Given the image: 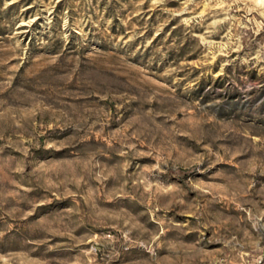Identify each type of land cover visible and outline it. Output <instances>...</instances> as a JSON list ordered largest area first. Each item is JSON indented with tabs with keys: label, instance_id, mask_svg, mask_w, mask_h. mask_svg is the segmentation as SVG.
I'll list each match as a JSON object with an SVG mask.
<instances>
[{
	"label": "rangeland",
	"instance_id": "374dc122",
	"mask_svg": "<svg viewBox=\"0 0 264 264\" xmlns=\"http://www.w3.org/2000/svg\"><path fill=\"white\" fill-rule=\"evenodd\" d=\"M0 264H264V0H0Z\"/></svg>",
	"mask_w": 264,
	"mask_h": 264
}]
</instances>
